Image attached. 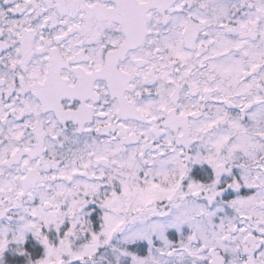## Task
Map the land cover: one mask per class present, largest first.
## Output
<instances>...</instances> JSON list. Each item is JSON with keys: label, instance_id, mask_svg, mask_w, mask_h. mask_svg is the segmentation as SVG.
Instances as JSON below:
<instances>
[{"label": "flooded vegetation", "instance_id": "obj_1", "mask_svg": "<svg viewBox=\"0 0 264 264\" xmlns=\"http://www.w3.org/2000/svg\"><path fill=\"white\" fill-rule=\"evenodd\" d=\"M220 3L228 10L220 11ZM230 3L0 0V159L11 158L0 161V168L9 171L2 176L6 184H0V195L11 190L15 177L27 175L28 162L40 178L50 173L46 182L60 179L62 159H76L82 142L106 147L102 155L87 154L91 167H97L95 159H115L111 150L121 154L119 159L130 151L133 159H164L181 167L175 192L157 207L166 211L120 207L118 219L106 220L107 243L115 241L116 252L126 251V229L163 218L180 203L181 232L166 234L170 257L180 254L182 264H264V205L261 218L251 217L248 209V196L254 192L248 182L264 179V159L256 163L260 169L249 168L248 159L227 155L224 144L219 148L221 131L229 133L223 143H231V132L237 129L248 137V72L254 70L261 81L264 74L258 62L248 63V44L237 43L247 39L249 13L236 4L246 2ZM192 8L197 12H190ZM125 69L133 71L134 92L125 88L131 80ZM229 72L236 83L224 85L220 78ZM126 93H134L127 117ZM146 100H155V108L143 113L140 104ZM141 122L148 132L141 131ZM202 130L217 132L206 142ZM162 139L170 145L165 147ZM47 144L53 147L47 155L53 167L39 170ZM30 148L36 149L34 154ZM130 176L121 173L119 178ZM91 179H100L101 186L98 194L86 198L92 203L84 223L96 233L103 214L114 207L108 203L110 194L123 197V189L111 180L115 188L107 192L108 172ZM189 180L198 186L190 192ZM36 185L44 189L46 183ZM29 190L12 189L10 194L28 195ZM238 198L246 203L239 204ZM200 230L208 243L198 236ZM140 246L146 254L140 241L132 242L129 251L136 254ZM102 250L110 257L108 246Z\"/></svg>", "mask_w": 264, "mask_h": 264}, {"label": "rangeland", "instance_id": "obj_2", "mask_svg": "<svg viewBox=\"0 0 264 264\" xmlns=\"http://www.w3.org/2000/svg\"><path fill=\"white\" fill-rule=\"evenodd\" d=\"M221 1L231 4V0ZM240 1L246 2V4L240 5V3H237L238 10L247 11L249 14L248 27L245 29L247 39L243 42L237 39V43L248 44V63L252 59L258 62L264 71V58L262 57V53L264 54V0H237V2ZM219 8L220 11L225 12L228 10V5L220 3ZM189 11L195 13L197 9L192 8ZM225 60L232 61V57ZM222 68H225V66ZM250 70L248 72V106L251 107L252 117L248 121V137L246 138L245 134L237 129L231 132V143H223L224 138L227 137L226 134L229 133L221 131L220 140L222 143L219 148L222 149L224 146L226 149L224 152L236 159H248L249 168L253 165L259 168L260 164H256L257 161L264 159V142L262 141L264 138V74H261V81L260 77L256 78L254 70L253 72ZM125 72L126 75L131 77L130 82L125 84V88L130 86L134 92L137 83H135L133 71L125 69ZM223 75L220 78L222 84L236 83V79L234 80L230 72ZM143 82L141 81L138 84L141 85V88L145 85ZM260 82L262 84L259 87ZM148 84L150 85V83ZM125 96L124 110L125 117H127L132 114L128 102L134 99V93H126ZM140 107L142 112L145 113L143 109L155 108V100L141 102ZM144 115L149 116L150 114ZM48 120L51 121V119ZM208 123H212V120H209ZM141 131L144 133L149 131L146 122H141ZM216 132L212 130L205 131V141L207 142L211 137H214ZM173 134L177 135L179 132H173ZM162 143L165 144V140L162 139ZM166 144L170 145V142ZM222 144L224 145L222 146ZM234 144L236 148H234ZM47 146L45 145V150L48 149V153L45 152L46 158L44 163L39 165V170H42L44 165H48L50 168L53 167V159L47 157V155L53 154V147ZM171 147H173V144ZM105 148V146L98 143L85 145L82 142L79 148L82 150L76 153V159H62L63 166L59 170L61 178L56 181L46 182V178L50 173L44 174L41 178L37 175V172L33 174V165L28 162L27 175L15 177L13 183L10 182L12 185L11 190L7 191L6 189V194L0 195V264H182L180 254H176L174 257L168 255L172 249V244L166 238V234L170 230L178 232V235L181 232L184 212L181 210L180 203L172 209L170 214L163 218L149 220L148 223L150 224L142 222L136 227L126 229L123 234L126 251L125 249L121 251L117 249L116 252L117 243L110 241L108 244L105 233L106 220L118 219L120 207L157 208L162 203H167L166 200L169 199V195L173 191L175 192L179 185L178 176L181 175V167L178 169L177 163H168L164 159H133V151L128 152L125 159H119L121 154L116 150H111L113 154L117 155L115 159H95L94 162L97 163V167H91L90 159H86L87 154L91 152L92 154L102 155ZM30 151L34 154L36 149L30 148ZM8 152L6 151V153ZM107 155H110L109 151H107ZM159 155H161V152L157 156L160 157ZM8 160H11V158L0 159L2 163ZM64 165L67 168H64ZM102 171L108 172L109 182L107 183L110 187H108L107 192L110 193L115 188L111 180L114 183L119 181L123 189V197L110 194L108 203L113 204L114 207L110 208L108 213L103 214L102 225L98 232L93 233L92 228L86 227L84 223L87 220L86 216L90 214L86 209L92 203V201H86V198L88 199L91 194H98L101 180L91 178L100 176ZM8 172V170L0 168L1 185L5 186L6 182L2 180V176H7ZM137 172H140V175L138 173L139 177L134 178L135 175L133 174ZM121 173H124L125 176L131 174V176L129 179L123 180V178H119ZM252 180V184L248 182V187H251L254 191L248 196V209H250L251 217L258 216L261 218L262 213L259 210L264 205V188L261 187V183L264 182V179ZM174 181L173 185L165 186ZM37 182L46 183L45 190L38 189ZM197 187L189 180V192L192 188ZM25 188L31 189L29 190L30 194H10L12 189L21 191ZM177 193H179V190H177ZM244 201V199H237L239 204L246 203ZM158 211L164 213L166 209L162 207ZM189 215L191 214L189 213ZM198 236L203 243H208L206 242L209 241L208 238L201 230ZM28 238L34 244L32 254L24 250L25 241ZM136 241L145 243V256L129 251L132 248L131 243ZM105 246L109 248L107 252L110 253V257L108 256V258L105 255L106 252L101 251V248ZM38 251H40V254Z\"/></svg>", "mask_w": 264, "mask_h": 264}, {"label": "trees", "instance_id": "obj_3", "mask_svg": "<svg viewBox=\"0 0 264 264\" xmlns=\"http://www.w3.org/2000/svg\"><path fill=\"white\" fill-rule=\"evenodd\" d=\"M34 246L33 244V241L30 240V238H28L26 241H25V245H24V250L25 252H32V247ZM38 249V248H37ZM38 253L40 254V251H38ZM32 254V253H31ZM136 254H139L141 256H145V250H144V247L143 246H140V248H138L136 250Z\"/></svg>", "mask_w": 264, "mask_h": 264}]
</instances>
